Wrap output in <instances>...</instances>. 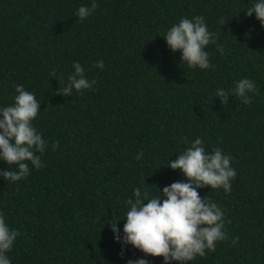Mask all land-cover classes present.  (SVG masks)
Listing matches in <instances>:
<instances>
[{"label": "trees", "instance_id": "trees-1", "mask_svg": "<svg viewBox=\"0 0 264 264\" xmlns=\"http://www.w3.org/2000/svg\"><path fill=\"white\" fill-rule=\"evenodd\" d=\"M92 2L0 0V108L14 103L16 85L33 93L41 104L33 126L45 140L36 153L43 167L27 162L20 181L0 177V213L19 232L11 264H164L116 242L107 220L121 219L122 237L135 188L158 197V187L186 182L167 165L197 137L206 152L230 156L237 175L230 193L197 189L224 212L228 239L187 264H264V26L246 15L257 0H95L81 20L79 7ZM195 16L216 34L208 69L182 64L163 37ZM74 62L96 83L58 95ZM243 78L257 88L250 105L230 91ZM220 88L227 105L215 97Z\"/></svg>", "mask_w": 264, "mask_h": 264}, {"label": "clouds", "instance_id": "clouds-1", "mask_svg": "<svg viewBox=\"0 0 264 264\" xmlns=\"http://www.w3.org/2000/svg\"><path fill=\"white\" fill-rule=\"evenodd\" d=\"M97 7L93 0L91 7L80 6L77 16L81 20L86 19ZM253 13L264 26V0H257L247 8L248 17ZM163 37L172 51L182 53V64L200 69L212 66L205 48L210 43H215L216 34L208 30L204 17L181 18ZM217 50L223 53L219 45ZM94 67L104 68L103 61L94 64ZM73 68L74 72L68 77L67 86L60 87L58 95L65 97L70 95L73 88L80 92L96 83L95 80L90 82L86 78L85 69L79 62H74ZM15 91L17 95L14 103L0 108V115L3 117L0 119V160L12 168L10 171H0V177L13 182L29 175L27 162H31L37 169L43 167L41 157L36 153H43L45 150V140L33 126L41 104L23 86L16 85ZM230 91L247 105L252 103L247 93L258 94L255 83L248 78L239 80ZM215 97H220L222 104L227 105L229 91L217 89ZM58 146L59 142H54L53 147ZM142 157L143 151L136 159L140 160ZM230 161L231 157L224 155L220 148H214L211 153L206 152L204 141L197 137L176 160H170L167 165L173 170H180L187 178L186 182H173L162 191L157 186L161 193L158 197H150L146 189L142 192L140 188H135V199L127 201L129 210L123 218L126 223L122 237L117 226L121 219L113 214L107 220L116 242L131 244L147 256H162L164 264H171L172 261L187 264L197 255L204 256L206 250L215 252L216 242L228 239L224 231V212L208 196L201 198L197 189L210 186L213 190L222 188L225 193H230V181L237 175ZM18 235V230L10 229L4 214L0 213V264H11L6 253L12 249ZM237 242L238 238H235L233 244ZM128 264H149V261L140 258L129 260Z\"/></svg>", "mask_w": 264, "mask_h": 264}]
</instances>
